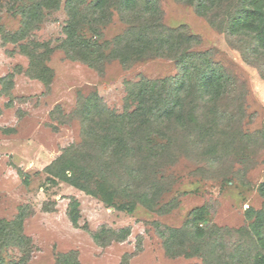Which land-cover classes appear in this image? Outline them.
Masks as SVG:
<instances>
[{
  "label": "rangeland",
  "instance_id": "rangeland-1",
  "mask_svg": "<svg viewBox=\"0 0 264 264\" xmlns=\"http://www.w3.org/2000/svg\"><path fill=\"white\" fill-rule=\"evenodd\" d=\"M57 1L0 0V221L23 217L27 264H56L70 253L78 264H252L261 251L251 223L264 210V52L246 63L221 30L243 2L221 0L212 27L214 13L155 0L158 23L194 38L192 49L229 77L228 94L220 109H196L198 122L182 128L140 126L137 118L122 145L116 120L137 108L133 86L175 77V61L148 54L126 67L104 60L92 69L75 45L92 39L104 55L119 53L125 44L106 42L129 31L131 16L119 13V0H107L102 11L82 0L72 44L66 0ZM253 47L246 40L243 49ZM65 151L90 178L93 195L54 175ZM73 200L77 227L68 218ZM200 208L203 223L221 230L213 229L206 248L160 237L158 227L181 229ZM101 228L128 234L106 236L100 246L91 235ZM5 256L18 260L21 253L8 249Z\"/></svg>",
  "mask_w": 264,
  "mask_h": 264
},
{
  "label": "trees",
  "instance_id": "trees-1",
  "mask_svg": "<svg viewBox=\"0 0 264 264\" xmlns=\"http://www.w3.org/2000/svg\"><path fill=\"white\" fill-rule=\"evenodd\" d=\"M49 3L58 6L57 0H47ZM194 7L198 14L208 16L214 13L209 19L212 27H217V17L215 12L221 11V0H183ZM225 1V0H222ZM242 7L234 13H227V18L221 26L229 45L240 50L243 60L248 64H255L260 57V50L264 52V0H241ZM107 0H95L91 8L102 11ZM83 5L82 0H66L65 8L68 13V21L64 27L66 41L74 44L75 25L78 22L77 10ZM107 5V4H106ZM215 8V9H214ZM118 11L125 16L130 15L129 31L123 35L116 36L107 45L125 44V47L116 51H111L109 55H104V48L95 41H86L83 44L77 43L74 50L84 56V63L92 69L104 60L117 61L121 66H128L132 61L140 60L143 56H159L162 58L174 59L176 65V76L160 79H143L133 86L130 93L133 99H137V108L129 115L117 118L118 136L122 145L125 144V128L132 127L137 118L141 119L140 126L148 124L152 126H165L175 122L178 128H182L187 123H197V116L194 115L196 109H220L218 104L224 96L228 94L229 77L217 70L212 64L207 54H202L192 49L193 37L183 39L181 29L166 28L159 24L157 14L158 8L155 0H145L140 5L136 0H119ZM76 13V14H75ZM226 16V15H225ZM182 39V44L177 40ZM97 39V37H96ZM246 40L253 42V49H243ZM243 42V43H242ZM242 44V45H240ZM73 49V48H72ZM179 50H182L181 52ZM152 54V55H150ZM128 133V132H127ZM68 152L65 151L54 163V175L74 187L86 190L92 194L94 191L88 189L90 178L82 172L77 173L71 166ZM70 174V175H68ZM258 192L264 198V185H260ZM135 195H131L133 201ZM135 200V199H134ZM144 204V201H137ZM110 204V203H108ZM78 203L72 201L68 209V218L74 227H77ZM252 213V212H251ZM191 218L181 229H164L158 227L160 237H167V241L181 239V245L191 241L203 244L207 247V238L217 227L208 226L203 223L204 210L195 209L191 213ZM255 219L251 227L255 232L257 246L261 252L253 258L252 264H264V210L254 214ZM203 223V224H202ZM23 217H18L12 222L0 221V264H27L29 258L28 242L23 233ZM166 232V233H165ZM115 233L116 238L112 235ZM128 234V229H120L117 232L101 228L91 235L92 239L100 246H104L103 238L107 236L110 240H123ZM165 235V236H164ZM184 237L190 240L183 239ZM107 244V243H106ZM179 244V243H178ZM8 249L19 250L21 256L18 260L5 256ZM216 247L213 248V251ZM205 254V252H201ZM174 257L178 252L174 248ZM56 264H78L75 256L65 254L59 256Z\"/></svg>",
  "mask_w": 264,
  "mask_h": 264
}]
</instances>
